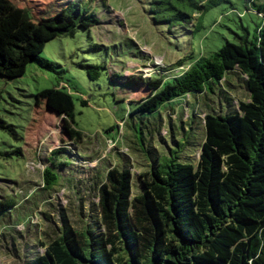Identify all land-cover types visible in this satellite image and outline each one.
I'll list each match as a JSON object with an SVG mask.
<instances>
[{"label": "trees", "instance_id": "trees-1", "mask_svg": "<svg viewBox=\"0 0 264 264\" xmlns=\"http://www.w3.org/2000/svg\"><path fill=\"white\" fill-rule=\"evenodd\" d=\"M216 1L154 0L151 12L158 23L190 27L194 16ZM245 1L261 18L252 38L245 30L244 36L236 35V41L195 59L172 78L158 71L149 77L114 72L110 79L125 87L128 96L136 95L134 101L126 96L124 101L130 104L127 114L142 119L141 146L152 137L151 126L161 111L177 99L205 101L220 94L229 102L223 95L228 91H220L223 82L232 85L229 76L247 78L250 102L228 114H205L197 166L181 159L190 143L186 134L166 155L146 150L152 168L139 177L136 196L130 169L109 170L99 188L104 231L65 227L45 254L29 264H264V0ZM84 3L0 0V77H24L48 42L98 25ZM85 69L97 81L105 67L86 64ZM35 104L61 122L64 146L52 152L43 171L44 188L50 190L60 181L57 170L71 166L68 146L82 143L85 135L76 125L73 96L66 89H44ZM0 126L10 129L4 121ZM14 207L13 200L1 201L0 215Z\"/></svg>", "mask_w": 264, "mask_h": 264}, {"label": "rangeland", "instance_id": "rangeland-1", "mask_svg": "<svg viewBox=\"0 0 264 264\" xmlns=\"http://www.w3.org/2000/svg\"><path fill=\"white\" fill-rule=\"evenodd\" d=\"M84 1L98 25L76 28L72 36L48 42L24 77H0V121L10 127L0 126V202H16L0 215V264L31 263L45 254L65 227L103 232L99 188L109 170L130 169L136 196L139 177L152 168L147 151L166 155L186 134L190 143L182 149L181 159L197 166L205 114H228L241 102H250L247 78L229 76L232 85L223 82L220 87L228 91L223 95L229 102L220 94L205 101L193 96L177 99L161 111L151 126L152 137L141 146L142 119L127 114V101L136 95L128 96L110 74L150 76L160 71L172 78L195 59L212 56L227 41H236V35L244 36L245 30L252 38L261 18L248 10L252 3L245 0H218L195 15L190 27H172L155 21L154 0ZM86 64L105 67L97 81L88 78ZM50 88L66 89L73 96L76 125L85 138L68 146L71 166L57 170L60 181L48 190L43 171L52 152L64 146L58 117L35 104L36 95Z\"/></svg>", "mask_w": 264, "mask_h": 264}, {"label": "built area", "instance_id": "built-area-1", "mask_svg": "<svg viewBox=\"0 0 264 264\" xmlns=\"http://www.w3.org/2000/svg\"><path fill=\"white\" fill-rule=\"evenodd\" d=\"M145 76V75H144ZM151 76V75H150ZM145 77H149V76H145Z\"/></svg>", "mask_w": 264, "mask_h": 264}]
</instances>
